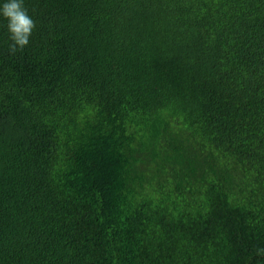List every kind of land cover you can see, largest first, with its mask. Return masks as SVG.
Returning a JSON list of instances; mask_svg holds the SVG:
<instances>
[{
  "label": "trees",
  "instance_id": "obj_1",
  "mask_svg": "<svg viewBox=\"0 0 264 264\" xmlns=\"http://www.w3.org/2000/svg\"><path fill=\"white\" fill-rule=\"evenodd\" d=\"M0 20V264H264V0H25Z\"/></svg>",
  "mask_w": 264,
  "mask_h": 264
},
{
  "label": "clouds",
  "instance_id": "obj_2",
  "mask_svg": "<svg viewBox=\"0 0 264 264\" xmlns=\"http://www.w3.org/2000/svg\"><path fill=\"white\" fill-rule=\"evenodd\" d=\"M0 20L6 21L9 51L16 53L25 49L36 28V22L25 6V0H0ZM257 255L264 256V248Z\"/></svg>",
  "mask_w": 264,
  "mask_h": 264
}]
</instances>
